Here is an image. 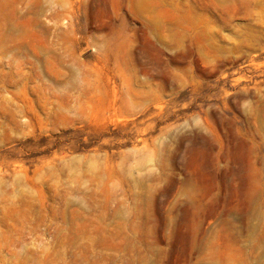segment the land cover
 <instances>
[{"label":"rangeland","instance_id":"374dc122","mask_svg":"<svg viewBox=\"0 0 264 264\" xmlns=\"http://www.w3.org/2000/svg\"><path fill=\"white\" fill-rule=\"evenodd\" d=\"M0 264H264V0H0Z\"/></svg>","mask_w":264,"mask_h":264}]
</instances>
